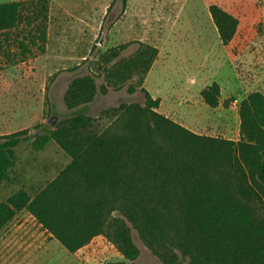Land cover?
Listing matches in <instances>:
<instances>
[{
    "label": "trees",
    "instance_id": "trees-1",
    "mask_svg": "<svg viewBox=\"0 0 264 264\" xmlns=\"http://www.w3.org/2000/svg\"><path fill=\"white\" fill-rule=\"evenodd\" d=\"M47 4L0 3V36L18 39L22 25L31 27L17 42L22 56L29 45L43 50ZM207 10L227 45L237 19L215 5ZM138 47L111 75L124 82L135 72L142 82L157 52ZM95 92L92 78L73 80L63 99L71 115L54 130L31 135L33 150L52 141L69 162L34 195L19 190L0 202V229L25 210L69 254L102 236L121 255L118 264H135L133 230L161 264H264V94L241 100L239 139L232 141L194 134L159 114L160 100L142 87V105L105 110L107 125L98 130L83 105ZM199 95L207 108L219 106L216 82ZM28 139L25 131L0 136V186L14 166V149Z\"/></svg>",
    "mask_w": 264,
    "mask_h": 264
},
{
    "label": "rangeland",
    "instance_id": "rangeland-1",
    "mask_svg": "<svg viewBox=\"0 0 264 264\" xmlns=\"http://www.w3.org/2000/svg\"><path fill=\"white\" fill-rule=\"evenodd\" d=\"M46 1L43 50L29 45L22 56L17 42L31 27L22 25L18 39L0 36V136L19 131L30 136L14 149L0 201L15 190L34 195L69 162L52 141L33 150L31 135L54 130L71 115L63 99L71 82L83 77L95 84L93 100L83 105L98 130L107 125L101 118L105 110L120 103L142 105V87L160 100L159 114L194 134L239 139V103L252 92L264 94V0ZM211 5L238 21L227 45L218 39L207 10ZM138 43L157 52L142 82L135 72L124 82L111 75L121 60L135 55ZM213 82L220 87L219 106L209 109L199 93ZM129 86L134 94L127 93ZM131 238L139 250L135 264H161L133 230ZM111 251L117 254L115 247ZM103 264L118 262L108 258Z\"/></svg>",
    "mask_w": 264,
    "mask_h": 264
},
{
    "label": "crops",
    "instance_id": "crops-1",
    "mask_svg": "<svg viewBox=\"0 0 264 264\" xmlns=\"http://www.w3.org/2000/svg\"><path fill=\"white\" fill-rule=\"evenodd\" d=\"M261 20L264 22V15ZM112 248L104 237L96 236L87 245L69 254L25 210L18 212L0 229V264H103L108 258L122 262L119 252L113 253Z\"/></svg>",
    "mask_w": 264,
    "mask_h": 264
}]
</instances>
